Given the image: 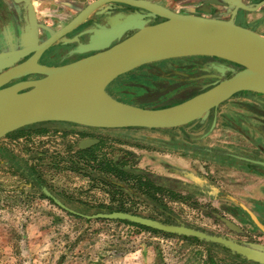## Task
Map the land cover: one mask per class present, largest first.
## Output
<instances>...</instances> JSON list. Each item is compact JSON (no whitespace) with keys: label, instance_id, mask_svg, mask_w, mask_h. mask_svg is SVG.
<instances>
[{"label":"rangeland","instance_id":"rangeland-1","mask_svg":"<svg viewBox=\"0 0 264 264\" xmlns=\"http://www.w3.org/2000/svg\"><path fill=\"white\" fill-rule=\"evenodd\" d=\"M85 50L86 48H82L78 53L94 52ZM213 66L211 79H217L218 76L224 77L229 73L227 70L230 67L215 64ZM138 72L140 71L121 78L124 93L140 94L141 89L146 86L149 79L139 75L142 72ZM184 73L191 74L189 71ZM206 87L207 85H202L200 88ZM220 110L218 115L223 113L225 106ZM209 114L202 120L206 122ZM63 123L54 122L35 128L25 127L1 139V144L9 146L24 160H29L21 165L34 169L33 176L38 177L40 183L37 179L31 178L28 170H24L21 175L16 174L21 168L16 167L11 160L0 158V264H212L210 256L213 257L215 264H231L235 260L217 247L200 244L197 240H201L195 237L164 231L162 232L170 235L154 234L134 225L136 223L125 220L87 221L84 218L69 216L59 204H54L53 199L59 200L58 195L66 192L82 201L109 202L108 191H115L118 188L117 185H109L107 181L110 179L109 181L120 183L121 186L125 184L119 179L120 176L116 175L117 179H111L108 175L114 174L109 162L116 161L120 162L123 169L153 174L154 177L138 179L144 183L142 189L147 193L157 194V190L151 189L150 181L163 184L165 187L163 194L170 188L175 189L178 195L173 198L171 195L166 197L167 200L165 199L172 208L170 212L177 218L175 219L177 222L171 224L238 242L242 241V236L245 235L231 225L240 227L231 212L217 208L194 210L188 208V204L185 203V200H188L191 206L195 204L199 207L205 205L219 207L220 203L224 205L227 203V206L231 208L229 200L224 201L221 196H215V194L194 195L192 198L186 195H189L191 191L197 194L198 191L203 190L208 192L209 188H206L203 183H210L215 179L223 181L225 186L227 181L238 180V177H232V173L239 174L238 172L218 167V171L223 173L217 175L215 165L199 162L200 158L209 162V159L213 157L209 155V152L200 154L199 158L189 154L182 157L177 153L178 148L167 147L166 143L159 141L176 138V134L166 136L157 131L136 130V128L90 129L89 135H94L101 140L95 154L103 158L106 163L102 170L96 163L95 168L91 169L101 174L90 177L82 171L72 170V168L82 169L84 163L76 165L62 160L76 153L77 148L67 152L66 146L69 143L72 148L76 146L77 137L72 134V130L78 129L75 126L66 127ZM214 129L215 125L205 137L212 140L231 137L230 132L223 133ZM155 139L158 140L155 141ZM204 148L214 150L213 147H202ZM188 149L192 154L193 148ZM210 172H215V177H210ZM182 173L185 176H182ZM159 176L170 178V180L158 181ZM129 178L131 184L136 183L134 178ZM226 178H228L227 181ZM177 180L179 182L175 183ZM147 181L148 184H146ZM194 182L198 185L202 182L199 189L195 187ZM153 183L152 185H155ZM137 193L133 196L120 193L117 198L121 199V203L142 206L144 201L138 200L142 196ZM236 196L240 197V195ZM128 198L131 200H127ZM132 210L149 219L165 224L170 223L157 210ZM250 234L258 236L260 233L251 232ZM220 247L223 249L222 246Z\"/></svg>","mask_w":264,"mask_h":264},{"label":"flooded vegetation","instance_id":"flooded-vegetation-1","mask_svg":"<svg viewBox=\"0 0 264 264\" xmlns=\"http://www.w3.org/2000/svg\"><path fill=\"white\" fill-rule=\"evenodd\" d=\"M144 2H150L162 7H165L173 12L179 14H196L206 17H218L222 19L234 18L237 25L245 27L243 25L247 19V15L251 12L249 11L251 2L250 0H139ZM234 1V2H233ZM261 0L260 2H262ZM259 2V3H260ZM104 9L100 13H93L89 19L93 18L94 22H90L88 25H83L78 27L73 32L66 34L59 38L55 43H53L48 49L40 54L37 62L40 65L55 67L70 64L72 62L78 61L87 56L93 55L98 51H102L107 45L113 46L117 44L120 40L117 38L116 33L122 29L123 24H128V20L131 17H135L134 22H146L148 25H154L164 21L165 19L159 15L154 14L151 11H147L143 8H138L130 5H124L120 3H108L103 5ZM106 6L108 8H106ZM9 10V11H8ZM59 17H54L55 24L50 27L45 24L46 19L40 15L33 14L28 8L27 2L24 0L17 4H12L9 1L0 0V53L5 51H18L26 46L33 47L34 44L32 39L38 40V43H42L47 40L53 34L60 30L59 22L61 21ZM54 19H52L54 21ZM136 30V29H127ZM107 31V32H105ZM134 31H127L122 36V39L132 35ZM106 35L109 36L108 39ZM121 39V40H122ZM26 42L28 45H26ZM95 48L100 49L94 52L80 54L79 50L82 48ZM103 47V48H102ZM35 52L26 57H15L9 62V66L0 67V73L9 70L25 61L29 60ZM225 66L234 68L235 70L241 69L239 66L232 64L230 62L224 61L215 57L208 56H192L184 58H176L164 60L148 65L138 67L137 69L126 73L118 77L113 81L107 88L108 93H110L114 98L124 103L131 105L156 109V108H166L170 107L188 99L195 97L196 95L202 93L203 91L213 87L218 79H211V72L213 65ZM137 71L142 72L139 75L146 76L149 80L141 89V93L134 94L135 92H125L122 90L123 84L121 83V78L124 76H131ZM189 71L191 74H186L184 72ZM138 72V73H140ZM232 73H227L224 78H227ZM42 75H32L22 79H16L4 87H9L23 81H30L42 78ZM201 85V86H200ZM202 85L207 87L202 89ZM177 89V91H176ZM179 90V91H178ZM131 99V100H130ZM140 99V100H139ZM225 106L223 113L218 115V111L221 107ZM221 111V110H220ZM209 116L206 122L202 119H198L189 124L174 127V128H159V129H147L140 128L136 130H150L157 131L163 135H174L176 138L171 137L167 140H159L161 143L167 144V147H176L178 155L186 157L187 154L190 156H196L199 158L200 154H205L204 152H209V155H213L209 162L200 158L199 162L208 163L215 165L216 174H222L218 171V167L226 168L228 170H234L243 176L244 179L254 178L262 180L264 178V95L255 92H240L235 94L233 97L220 104L218 107L212 109L209 112ZM54 123L48 122L42 125ZM41 124V123H40ZM40 125V126H42ZM66 127L75 126L78 127L77 130H72V134L77 137L76 146L72 148L69 143L66 146L67 152L70 150L72 152L76 150L75 154L64 157L62 160H67L73 164L84 163L82 166V173L88 174L90 177L100 175L101 172L96 173L91 169L95 168V164L103 169L106 163L103 158H100L98 154H95V150L101 144V140L96 138V136H90V129H102V128H90L85 126H80L71 123H63ZM215 125V130L222 131L223 133L230 132L231 137H221L215 138V140L208 139L206 133H209L212 127ZM131 129V128H125ZM21 130V129H20ZM18 130V131H20ZM69 130V129H68ZM123 130V129H116ZM70 131V130H69ZM17 132V131H15ZM13 132V133H15ZM7 136H10L11 134ZM179 135V136H178ZM225 135V134H224ZM6 136V137H7ZM5 138V137H4ZM97 139L98 142L86 147L81 146V142L86 139ZM158 139H155L157 141ZM0 140V158L5 160H11L15 163L18 170L16 174H22L24 171L23 165L21 163L28 162L24 158L19 157L9 146L6 144H1ZM193 148V153L190 154L188 148ZM202 147H213V149H202ZM72 148V149H71ZM189 151V152H188ZM75 152V151H74ZM62 157V156H59ZM61 160V161H62ZM4 162V161H3ZM114 174H108L111 179H117L120 175V170L123 169L120 162H109ZM21 166V167H20ZM73 171L74 168H72ZM127 170V169H126ZM81 172L80 170H77ZM215 172H210V177H215ZM128 177L134 178L136 183L139 181L138 178L154 177L153 174L149 172H143L138 170L126 171ZM219 173V174H218ZM152 175V176H151ZM182 176H185L182 173ZM102 177V176H101ZM110 180V179H109ZM107 181V183L113 184L118 189L115 191L109 190L107 193L109 202L88 203L89 208L100 209V210H132V209H153V210H166L170 211L172 208L165 202L166 197L172 198L177 196L174 188H170L163 194L165 187L163 184H155L150 181V185L155 184L159 189L156 191L157 194L133 192V190L121 189L120 183L115 181ZM158 181L163 182L164 180H170V178H164L159 176ZM105 181V180H104ZM149 181V180H148ZM147 181L146 184L149 182ZM227 181V178H226ZM141 182V181H140ZM179 181H175L178 183ZM134 182L135 185L136 184ZM143 183V182H141ZM184 183V182H183ZM195 183V182H194ZM223 183L221 180L215 179L210 183L205 184L206 188H209L208 192L204 190L194 192L191 191L189 198L196 195H212L221 196V199L228 201L231 204V208L224 204H219V207H213L210 205H205L204 207H199L195 204L191 206L188 200L185 203L188 204L190 209H219L231 212L236 223L231 224L236 229H239L245 236H242L243 240L238 241V243H258L264 245V199L263 197L255 198V194L263 193V185L258 186L248 192L245 188L246 182L243 183V194L240 197L237 196L242 202H239L236 198L231 197L227 189L223 188L220 184ZM228 183H230L228 181ZM256 182H250V185H254ZM144 184V183H143ZM185 184V183H184ZM200 185L194 184L198 189ZM103 187V186H102ZM122 193L124 195L133 196L136 193L140 196H147L138 198L140 201H144L142 206H137L133 204L121 203L117 196ZM156 195V196H155ZM209 195V196H210ZM60 200L68 207L77 206L72 204L70 199H78L71 194L62 192L58 195ZM224 196V197H223ZM186 197V198H187ZM131 200V199H127ZM215 200V199H214ZM219 200V199H216ZM180 201V200H176ZM54 202V201H53ZM54 204L58 205L54 202ZM61 208V207H60ZM253 232L260 233L258 236H253L250 234ZM226 254H229L231 258H235L231 264H256L252 263L250 260L241 257L240 255H232L229 250L223 248ZM229 252V253H228ZM239 256V257H238ZM211 260L212 264H215L213 257ZM259 264V263H257Z\"/></svg>","mask_w":264,"mask_h":264},{"label":"water","instance_id":"water-1","mask_svg":"<svg viewBox=\"0 0 264 264\" xmlns=\"http://www.w3.org/2000/svg\"><path fill=\"white\" fill-rule=\"evenodd\" d=\"M26 2L32 12V4L28 0ZM108 3L143 8L165 20L148 25L144 21L134 22L135 17H131L128 24H123L124 30L116 33L120 41L113 46L107 45L102 51L63 66L50 67L37 62L40 54L59 38L80 26L94 22L93 18L89 19L90 16ZM126 31L134 33L122 39ZM108 38L106 35L105 39ZM32 42L33 47L26 46L18 51L0 53V67H3L9 66V62L15 57H26L35 52L29 60L0 73V92L5 90L2 87L16 79L32 75L43 76L8 87V95L0 98V140L19 129L47 122H64L102 129L180 127L203 119L212 109L237 93L255 92L264 95V36L255 30L237 25L234 18L226 20L196 14H179L139 0H95L47 40L40 44L36 39H32ZM100 49L88 47L85 51ZM192 56L219 58L241 69L229 68L227 72L232 73L229 77L218 76L213 87L187 101L166 108L150 109L124 103L107 91L108 86L118 77L138 67ZM211 92L214 94L208 100L205 99L198 106H191L198 96ZM97 142V139L90 138L83 140L81 146L86 147ZM54 200L62 208H66L58 199ZM100 216L195 237L218 244L250 261L264 264L263 244L238 243L232 239L165 224L131 213L114 212Z\"/></svg>","mask_w":264,"mask_h":264},{"label":"crops","instance_id":"crops-1","mask_svg":"<svg viewBox=\"0 0 264 264\" xmlns=\"http://www.w3.org/2000/svg\"><path fill=\"white\" fill-rule=\"evenodd\" d=\"M5 1H9L12 4H17L24 0H19V1L5 0ZM28 1H30V3L32 4L33 14L36 13L37 16L40 15L43 18H45L46 19L45 24H47L49 27L52 24L53 25L55 24L56 21L54 17L60 18L61 21L58 24L60 27H63L64 25L69 23L73 18H75L79 11H81L84 7H86L88 4H90L95 0H28ZM260 1L261 0H250L252 4L249 8L250 9L249 11L251 12L247 15V19L246 21H244L245 23L243 25H245L246 28L255 30L259 34L264 36V0L262 2ZM106 8L108 7L106 6ZM103 9L104 6H101L95 12L100 13V11L101 10L103 11ZM52 19H54V21ZM232 177H238V180H234V181L231 180L230 183H228L227 181L225 186L223 185V183L220 184L223 186V188L227 189L231 197H234V199L236 198L239 202L242 201L239 198H237L236 195H242L244 192L242 182H244V184L246 182L245 188L248 192H250L255 188H258V186L260 185L261 186L263 185L264 188V178L262 180L260 179L254 180V178L244 179L241 174H235V173H232ZM252 181H255L256 183L254 185H250V182ZM229 188L231 190H228ZM263 193H264V189H263ZM256 197L257 199L259 197L261 198L263 197L264 199V194H259L258 192L255 194V198Z\"/></svg>","mask_w":264,"mask_h":264},{"label":"trees","instance_id":"trees-1","mask_svg":"<svg viewBox=\"0 0 264 264\" xmlns=\"http://www.w3.org/2000/svg\"><path fill=\"white\" fill-rule=\"evenodd\" d=\"M130 73V72H129ZM48 123V122H47ZM43 123H41V124H34V125H31V126H28V127H33V128H35V127H39L40 125H42ZM23 129V128H22ZM25 164H26V162H25ZM24 170L25 171H27L28 172V174L29 175H31V178L33 179V180H35V179H37V181L39 182V178L38 177H35V176H33L34 174V172H33V170L34 169H30V168H28L27 166L26 167H24ZM74 170H80L81 171V168H74ZM102 170V169H101ZM112 170V169H111ZM126 169H121L120 170V177H119V179L123 182V183H125L124 185H122L121 186V189H123V190H127V188L128 189H131V190H133V191H137V192H141L142 194L143 193H145L146 191L145 190H143L142 189V186H143V183H141L140 181H138L135 185H132L131 184V179L127 176V177H125L126 175H127V173H126ZM138 179H140V178H138ZM107 180V179H106ZM40 183V182H39ZM40 187V186H39ZM155 189V190H158L159 189V187H157L156 185H151V189ZM150 188H148V190H151ZM147 193V192H146ZM143 196V195H142ZM144 198L145 197H147V196H143ZM51 199H53L52 197H51ZM54 200V199H53ZM59 201L66 207V208H62L63 209V211L65 212V213H67L69 216H72V217H76V218H84L85 220H87V221H90V220H92V219H95V220H102V221H107V220H110V219H108V218H103V217H101L100 215H109V214H112V213H114V212H122V213H131V214H134V215H139V216H142V217H145V218H149V217H147V216H144V215H142L141 213H139V212H136V211H133V210H124V209H120V210H100V209H97V210H95V209H92L91 207L89 208V206H88V203L87 202H85V201H82V200H78V199H70L69 201L72 203V204H76L77 206H70V207H68V206H66L60 199H59ZM157 212L159 213V214H161L165 219H166V221H168V222H170V223H167V224H169V225H175V224H171V223H173V222H177L175 219H177L176 218V216H174L170 211H166V210H157ZM153 219H155V218H153ZM125 222V221H124ZM125 223H127L128 224V222H125ZM134 225H136V226H138V227H140L141 229H143V230H147V231H149V232H152V233H154V234H164V235H170V234H166V233H163L162 231H158V230H155V229H152V228H150V227H147V226H145V225H139V224H134ZM195 240H197V239H195ZM200 244H202V245H204V246H207V247H217V249H219V250H221V251H223V249L220 247V246H218V245H215V244H210V243H206V242H204V241H199V240H197ZM229 253V252H228ZM231 254L232 255H237V254H233L232 252H231ZM239 257V256H238ZM210 259H212V256H210ZM252 262V261H251ZM252 263H256V262H252ZM257 264V263H256Z\"/></svg>","mask_w":264,"mask_h":264},{"label":"bare ground","instance_id":"bare-ground-1","mask_svg":"<svg viewBox=\"0 0 264 264\" xmlns=\"http://www.w3.org/2000/svg\"><path fill=\"white\" fill-rule=\"evenodd\" d=\"M137 69V68H136ZM135 70V69H134ZM133 71V70H132ZM131 72V71H130ZM129 73V72H128ZM10 87V86H9ZM2 89H5V90H1L0 92V98L1 97H6L8 95V92H10V89L8 90V87H2ZM214 94V92H211V93H207V94H203L201 96H198L196 99V101H194V103L191 105V106H198L199 104H202L203 102H205L208 98H210L212 95ZM204 97L203 99L201 97ZM79 95H77V99H78ZM76 100V98H75ZM76 102V101H75ZM190 106V107H191ZM94 110L96 111V109L94 108ZM75 118H77L78 120H82V119H79L78 117L75 116ZM83 120H87V119H83Z\"/></svg>","mask_w":264,"mask_h":264}]
</instances>
